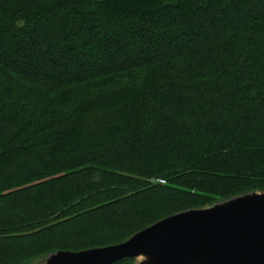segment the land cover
Wrapping results in <instances>:
<instances>
[{
  "label": "trees",
  "instance_id": "trees-1",
  "mask_svg": "<svg viewBox=\"0 0 264 264\" xmlns=\"http://www.w3.org/2000/svg\"><path fill=\"white\" fill-rule=\"evenodd\" d=\"M253 191L264 0H0V264Z\"/></svg>",
  "mask_w": 264,
  "mask_h": 264
},
{
  "label": "water",
  "instance_id": "water-1",
  "mask_svg": "<svg viewBox=\"0 0 264 264\" xmlns=\"http://www.w3.org/2000/svg\"><path fill=\"white\" fill-rule=\"evenodd\" d=\"M264 264V192L163 218L127 240L82 251H57L43 264Z\"/></svg>",
  "mask_w": 264,
  "mask_h": 264
},
{
  "label": "rangeland",
  "instance_id": "rangeland-1",
  "mask_svg": "<svg viewBox=\"0 0 264 264\" xmlns=\"http://www.w3.org/2000/svg\"><path fill=\"white\" fill-rule=\"evenodd\" d=\"M145 8H147V7H145ZM46 257H47V256H45V257H41V258H39V259L33 261L32 264H43V262H44V260H45ZM133 264H136V260H134Z\"/></svg>",
  "mask_w": 264,
  "mask_h": 264
}]
</instances>
